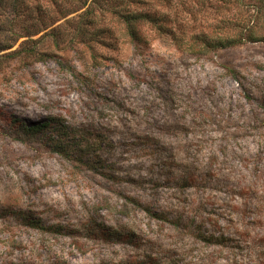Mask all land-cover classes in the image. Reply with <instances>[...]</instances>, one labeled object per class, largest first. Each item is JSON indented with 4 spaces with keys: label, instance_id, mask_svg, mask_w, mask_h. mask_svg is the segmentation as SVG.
Listing matches in <instances>:
<instances>
[{
    "label": "rangeland",
    "instance_id": "1",
    "mask_svg": "<svg viewBox=\"0 0 264 264\" xmlns=\"http://www.w3.org/2000/svg\"><path fill=\"white\" fill-rule=\"evenodd\" d=\"M217 1L141 0L183 43L132 45L110 0H0V264H264V42L186 50Z\"/></svg>",
    "mask_w": 264,
    "mask_h": 264
},
{
    "label": "trees",
    "instance_id": "2",
    "mask_svg": "<svg viewBox=\"0 0 264 264\" xmlns=\"http://www.w3.org/2000/svg\"><path fill=\"white\" fill-rule=\"evenodd\" d=\"M140 1L110 0L108 9L113 10L112 14L115 15L114 19L116 20L114 23L119 27L118 37L116 30L108 31L111 39L121 38L125 43L132 45L147 44L149 38L143 28L149 25L156 35L160 37L166 35L177 44H182L183 37L180 34L178 36L176 26L168 30L164 23L168 21L169 15L151 7L142 8ZM209 9L218 13L219 20H216V24L209 25L189 37L186 43L188 53L202 55L213 50L231 49L247 43L264 42V0H218L211 3ZM55 122L54 119H51L46 124L31 127L15 121L8 123L14 131L22 136L37 137L46 134L48 129L55 125ZM192 179L191 177L187 181ZM137 203L140 204L141 201L137 200ZM38 223L36 220H29V224L33 227H38ZM101 230L99 227V231ZM102 233L104 234L103 230ZM116 235L117 237L121 236L116 231L106 232L105 230V239L114 238Z\"/></svg>",
    "mask_w": 264,
    "mask_h": 264
}]
</instances>
